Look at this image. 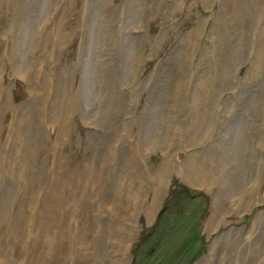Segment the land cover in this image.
I'll return each instance as SVG.
<instances>
[{
  "label": "rangeland",
  "instance_id": "rangeland-1",
  "mask_svg": "<svg viewBox=\"0 0 264 264\" xmlns=\"http://www.w3.org/2000/svg\"><path fill=\"white\" fill-rule=\"evenodd\" d=\"M0 37V264H264V0H0Z\"/></svg>",
  "mask_w": 264,
  "mask_h": 264
},
{
  "label": "bare ground",
  "instance_id": "bare-ground-1",
  "mask_svg": "<svg viewBox=\"0 0 264 264\" xmlns=\"http://www.w3.org/2000/svg\"><path fill=\"white\" fill-rule=\"evenodd\" d=\"M175 1H177V0H175ZM109 2H110V0H109ZM210 2V1H209ZM178 4V3H177ZM17 6H19V5H17ZM176 7V6H175ZM154 13V12H153ZM156 13H157V11H156ZM154 15V14H153ZM148 17H149V15H148ZM152 18V17H151ZM10 31V30H9ZM12 30L10 31V34H11V39L13 38V35H12ZM0 40H1V37H0ZM133 44V41H131L128 45H132ZM4 46V42L3 43H0V51H1V49H2V47ZM133 46V45H132ZM64 50V49H63ZM123 51V50H122ZM126 50L124 49V52H125ZM37 53H38V50H37V52H35V50H33V55H34V67H33V70H32V72H31V74H27L28 76H26V75H20V74H17L16 72H14V74L17 76H21L22 78H24L25 79V81H27V82H30V88H29V91H28V93L30 92L31 93V95H32V97H37L38 96V56H37ZM3 59L2 58H0V94L1 95H3L4 96V99H3V101H5V102H3L2 101V103H3V108H4V111H6L7 109H12L13 107L14 108H16L17 107V101L14 99V96H12V87H11V85H8V84H6V83H4L5 81H4V77H2L3 75H2V72H3V67H4V65H3ZM24 72V71H23ZM23 80V79H22ZM17 81V80H16ZM2 99V98H1ZM37 99V98H36ZM67 114V113H66ZM69 114V113H68ZM14 119V118H13ZM17 119H20V117H18L17 116ZM22 119V118H21ZM5 117L3 116V118H2V121H1V123L4 125L5 124ZM13 123V122H12ZM4 126H6V125H4ZM65 127V129L67 128L66 126H64ZM16 128V127H15ZM18 136V135H17ZM0 143H1V145H3L4 144V142L3 141H1L0 140ZM18 147V146H17ZM14 150H15V148H14ZM17 151V150H16ZM13 154V153H12ZM17 155V154H16ZM12 156V155H11ZM16 157V156H15ZM97 181H98V178H97ZM166 183H167V181H163V185H162V190H160L161 191V193L160 192H156L155 193V198H154V200L152 201V207H154L155 205H157V202L158 201H160V195H162L165 191V188H166ZM162 197V196H161ZM90 205H92V204H90ZM89 208V207H88ZM213 209V208H212ZM211 209V210H212ZM209 217V216H208ZM215 219V214L213 213V210H212V215L206 220V221H204L205 222V228L207 229V231L208 230H210L211 229V226H212V228H213V226H214V219ZM211 234V233H210ZM122 264V263H121Z\"/></svg>",
  "mask_w": 264,
  "mask_h": 264
}]
</instances>
